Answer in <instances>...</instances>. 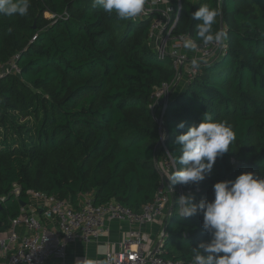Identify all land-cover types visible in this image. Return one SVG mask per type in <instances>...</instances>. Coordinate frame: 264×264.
Wrapping results in <instances>:
<instances>
[{
  "label": "trees",
  "instance_id": "trees-1",
  "mask_svg": "<svg viewBox=\"0 0 264 264\" xmlns=\"http://www.w3.org/2000/svg\"><path fill=\"white\" fill-rule=\"evenodd\" d=\"M167 1L178 10L179 0ZM204 3L218 11L213 30L227 33L225 50L198 66L164 113L153 97L175 86L177 71L153 47L151 18L120 20L93 0H30L28 15H0V67L17 68L0 78V233L32 191L76 210L89 196L94 206L115 201L140 214L163 182L160 163L170 157L182 167L177 136L206 113L232 127L230 151L202 182L171 186L199 203L214 200L217 182L245 172L264 178V0H181L174 36L195 39L191 16ZM177 212L175 203L162 257L188 263L211 236L202 213Z\"/></svg>",
  "mask_w": 264,
  "mask_h": 264
},
{
  "label": "built area",
  "instance_id": "built-area-1",
  "mask_svg": "<svg viewBox=\"0 0 264 264\" xmlns=\"http://www.w3.org/2000/svg\"><path fill=\"white\" fill-rule=\"evenodd\" d=\"M165 0H148L145 12L139 19H152L150 37L153 47L157 53L164 57L170 56L173 60V67L177 71L185 68L190 57L184 52V36H174L173 30L178 25L182 5L179 0V8L174 7L161 9ZM50 15V18H54ZM36 37L33 38V41ZM225 41L222 45H198L195 53L199 56V65L206 64L215 58L220 52L225 50ZM17 71L14 64L0 67V78L5 74ZM198 66L189 68L188 85L198 74ZM170 86L164 84L154 95V105H159L162 98L167 97ZM166 109L164 105L163 113ZM161 120H163V115ZM163 122V121H162ZM168 169L173 172L178 170L175 162L169 157L165 162ZM159 171L163 177V182L159 187L154 201L143 207L140 214H135L129 208L111 201L103 206H94L91 201H86L81 209H74L70 203L60 200L55 196H49L43 192L32 191L29 195V204L22 207L18 217L11 221V225L6 232L0 234V264H47L52 256L65 259L66 245L73 243L77 238H81L85 243L98 241L102 235L109 232L107 222L116 220L120 223L134 225L137 223L148 225L155 222H168L169 209L178 194L176 201L184 195L182 188L174 189L171 181L164 175L160 166ZM169 175V174H168ZM171 175V174H170ZM170 183V184H168ZM18 197L21 194L20 188L14 191ZM5 198H0V203H4ZM50 220L55 223L51 227L45 223ZM19 229H24V235L18 233ZM155 246L150 238L139 230H131L123 242L122 247L117 252H107L101 262H83L79 264H191V262L171 261L162 257L163 247H160L155 254H152ZM77 264V263H76Z\"/></svg>",
  "mask_w": 264,
  "mask_h": 264
},
{
  "label": "clouds",
  "instance_id": "clouds-1",
  "mask_svg": "<svg viewBox=\"0 0 264 264\" xmlns=\"http://www.w3.org/2000/svg\"><path fill=\"white\" fill-rule=\"evenodd\" d=\"M148 0H93V6L120 20H132L141 16ZM30 0H0V15L26 16ZM218 16L217 9L208 3L192 13L198 20L195 39L183 40V48L195 52L197 41L203 45H222L227 39L223 30H213ZM198 58L192 60L197 67ZM186 122L178 124L183 129ZM164 134V133H163ZM235 140L230 125L216 121L206 113L198 125H192L186 133L176 138L181 168L167 175L173 186L198 184L205 180L219 156L229 152ZM213 201L202 198L194 203L193 197L181 195L175 202L177 215L187 218L203 214V228L211 239L193 248L191 264H264V178L252 172L240 174L235 180L215 183Z\"/></svg>",
  "mask_w": 264,
  "mask_h": 264
},
{
  "label": "crops",
  "instance_id": "crops-1",
  "mask_svg": "<svg viewBox=\"0 0 264 264\" xmlns=\"http://www.w3.org/2000/svg\"><path fill=\"white\" fill-rule=\"evenodd\" d=\"M170 7H173V5L167 0H165V2L161 5L162 10ZM50 15L48 16L49 19ZM194 53L195 52L190 51L189 54H187L191 60H193V57L196 54ZM197 58L199 59V56ZM89 199V201L92 200L90 197ZM86 201L88 200H85L84 198L82 201L83 206ZM45 223L51 227H55V223L50 220H45ZM107 224L109 227V232L102 235L98 241L85 243L81 238H77L73 243L66 245L65 259L52 256L47 261V264H79L83 262H101L104 260L107 252H117L121 249L123 242L126 240L131 230H139L146 234L150 238L151 243L156 246L160 240L164 226L163 222H155L148 225H143L140 223L130 225L127 223H120L116 220H109ZM25 232L26 231L24 229L18 230V233L21 235H24Z\"/></svg>",
  "mask_w": 264,
  "mask_h": 264
},
{
  "label": "rangeland",
  "instance_id": "rangeland-1",
  "mask_svg": "<svg viewBox=\"0 0 264 264\" xmlns=\"http://www.w3.org/2000/svg\"><path fill=\"white\" fill-rule=\"evenodd\" d=\"M193 1H197V0H193ZM46 15V14H45ZM49 16V15H48ZM226 42V41H225ZM225 45H226V43H225ZM184 52L186 53V54H189V52L190 51H187V50H185L184 49ZM195 54V53H194ZM194 57H198V55H197V53L194 55ZM193 57V58H194ZM191 59V58H190ZM191 66H192V62H189V64H187L186 66H185V68L183 69V72L180 74V76H179V79H177L176 80V83H175V86L174 87H171L170 88V90H169V92H172V90H173V94L174 93H178V92H180V91H182L183 89H185V87L186 86H188V81H186V79H188V72H189V68H191ZM13 65H12V68H10V67H8V69H12V71L13 72H10V73H17V71L15 70V69H13ZM6 75H8V74H6ZM6 75H4L3 77H5ZM2 78V77H1ZM171 96V95H170ZM169 96V97H170ZM169 97H168V99H169ZM168 99H167V97H164V98H162V100H160L159 101V103L161 102V101H163V100H165V102H164V104L163 105H160V106H164V105H167V101H168ZM159 119L160 118H162V115L161 116H159L158 117ZM160 129H161V131L163 132V129L160 127ZM161 161H163V160H161ZM160 168H161V170H163V173H164V175L165 176H167L168 174L170 175V174H172L173 173V170L171 169H168V166H167V164H165V162L164 163H160ZM177 169H179L178 167H177ZM179 189V188H178ZM85 198V200H90L89 199V197H84ZM83 198V199H84ZM87 198V199H86ZM174 201H176V199L174 200Z\"/></svg>",
  "mask_w": 264,
  "mask_h": 264
},
{
  "label": "water",
  "instance_id": "water-1",
  "mask_svg": "<svg viewBox=\"0 0 264 264\" xmlns=\"http://www.w3.org/2000/svg\"><path fill=\"white\" fill-rule=\"evenodd\" d=\"M223 31H224V30H223ZM181 73H182V70L179 71V74H181ZM173 90H174V89H173ZM173 90H172V92H173ZM172 92H170V93L168 94L167 99H168V97L172 94ZM164 102H165V100L161 101L159 104H160V105H163ZM156 120H157L158 124L160 125V127L163 129V133H164V135H168L169 132H168L167 128L164 126V124H163L161 118H160V119L157 118ZM165 143H166V142H165V140L163 139V140H162V146H163V147L166 146ZM168 184H170V183H168ZM174 203H175V201H174V198H173V204H172V206H171L170 209H169V217H170V216L173 214V212H174ZM25 206H26V205L23 204V207H25ZM1 210H2V204L0 203V211H1ZM167 227H168V222L163 226L162 233H161V236H160V240H159L158 244L155 246V248H154L152 254H155V253L157 252V250H158L160 247H163V244H162V243H163V239H164V237H165V235H166V232H167Z\"/></svg>",
  "mask_w": 264,
  "mask_h": 264
}]
</instances>
